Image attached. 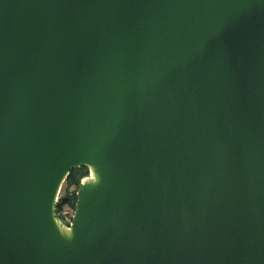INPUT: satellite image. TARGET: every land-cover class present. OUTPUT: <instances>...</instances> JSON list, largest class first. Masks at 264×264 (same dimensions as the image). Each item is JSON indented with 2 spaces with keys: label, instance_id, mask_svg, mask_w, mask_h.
<instances>
[{
  "label": "water",
  "instance_id": "obj_1",
  "mask_svg": "<svg viewBox=\"0 0 264 264\" xmlns=\"http://www.w3.org/2000/svg\"><path fill=\"white\" fill-rule=\"evenodd\" d=\"M0 264H264V0H0Z\"/></svg>",
  "mask_w": 264,
  "mask_h": 264
},
{
  "label": "rangeland",
  "instance_id": "obj_2",
  "mask_svg": "<svg viewBox=\"0 0 264 264\" xmlns=\"http://www.w3.org/2000/svg\"><path fill=\"white\" fill-rule=\"evenodd\" d=\"M82 167V166H80ZM78 168V167H76ZM81 187L72 183L69 184L66 180L62 186L60 194L58 196L57 204H61L63 199H68L67 203L61 204L60 207L56 209V216L62 218L66 225H70L71 220L74 218L76 211L78 209V203L80 200Z\"/></svg>",
  "mask_w": 264,
  "mask_h": 264
},
{
  "label": "bare ground",
  "instance_id": "obj_3",
  "mask_svg": "<svg viewBox=\"0 0 264 264\" xmlns=\"http://www.w3.org/2000/svg\"><path fill=\"white\" fill-rule=\"evenodd\" d=\"M88 169H89V175L82 179L81 187L83 184L87 188L95 187L99 184L101 180V172L97 165L92 163L88 167ZM74 218L72 220V223L68 226L59 217L56 216L54 222L61 236L68 238V239L74 236Z\"/></svg>",
  "mask_w": 264,
  "mask_h": 264
},
{
  "label": "trees",
  "instance_id": "obj_4",
  "mask_svg": "<svg viewBox=\"0 0 264 264\" xmlns=\"http://www.w3.org/2000/svg\"><path fill=\"white\" fill-rule=\"evenodd\" d=\"M89 175V169L86 166L73 169L68 175L66 181L69 184L76 183L81 187V181L84 177Z\"/></svg>",
  "mask_w": 264,
  "mask_h": 264
},
{
  "label": "built area",
  "instance_id": "obj_5",
  "mask_svg": "<svg viewBox=\"0 0 264 264\" xmlns=\"http://www.w3.org/2000/svg\"><path fill=\"white\" fill-rule=\"evenodd\" d=\"M59 218H60V217H59ZM60 219L62 220V218H60ZM72 220H73V219H72ZM72 220H71V223H72ZM62 221H63V220H62ZM63 222H64V221H63ZM71 223H70V224H71Z\"/></svg>",
  "mask_w": 264,
  "mask_h": 264
}]
</instances>
